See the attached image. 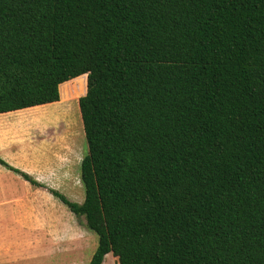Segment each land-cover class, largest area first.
I'll list each match as a JSON object with an SVG mask.
<instances>
[{
    "label": "trees",
    "instance_id": "trees-1",
    "mask_svg": "<svg viewBox=\"0 0 264 264\" xmlns=\"http://www.w3.org/2000/svg\"><path fill=\"white\" fill-rule=\"evenodd\" d=\"M79 81L84 202L0 165L85 218L88 264H264V0H0V114Z\"/></svg>",
    "mask_w": 264,
    "mask_h": 264
},
{
    "label": "rangeland",
    "instance_id": "rangeland-1",
    "mask_svg": "<svg viewBox=\"0 0 264 264\" xmlns=\"http://www.w3.org/2000/svg\"><path fill=\"white\" fill-rule=\"evenodd\" d=\"M79 82L80 91L74 92L75 99L50 108L27 109L28 115L19 116L18 120H0V157L81 204L85 200L81 162L88 153V145L79 105L80 97L87 92V84ZM70 91L71 88L64 89V94ZM65 163L69 178L64 181L61 172ZM2 210L22 212L23 220L33 224L24 229L0 228V264H10L6 258L20 252V243L35 244L24 250L35 259V264H88L91 261L98 237L86 228L85 218L76 217L47 189L33 187L0 165ZM64 222L72 228L70 245H64L65 241L69 242L62 232ZM47 223L49 227L45 229L43 225ZM103 264H118V258L108 254Z\"/></svg>",
    "mask_w": 264,
    "mask_h": 264
},
{
    "label": "crops",
    "instance_id": "crops-1",
    "mask_svg": "<svg viewBox=\"0 0 264 264\" xmlns=\"http://www.w3.org/2000/svg\"><path fill=\"white\" fill-rule=\"evenodd\" d=\"M70 82V81H69ZM68 83V82H67ZM67 83H64L67 85ZM61 92V90H60ZM61 100V99H60ZM60 102V101H59ZM55 104V105H54ZM58 105V102L56 103H52V104H47V105H42V106H36L33 108H38V109H43V108H50V107H54ZM47 106V107H44ZM31 109V108H28ZM27 109H23V110H19V111H15V112H10V113H5V114H0V120L1 121H10V120H18V118H20L19 116H27ZM48 111V110H47ZM10 114V115H7ZM17 114V115H15ZM9 116V117H7ZM14 116V117H11ZM54 155L60 157V155H57L54 153ZM63 174V179L64 181L67 180L69 177L67 176V168H66V163L63 166V171L61 172ZM24 216L22 212H12V211H5L2 210L0 211V228H19V229H24L25 226H28L29 224H33V223H29L25 220H23ZM49 223L43 225L44 228H48ZM54 226V225H53ZM71 226L70 224H65L62 226V232L65 233L67 235V239L69 240V242H64V245H70L71 240H70V235L72 233L71 230ZM35 246L34 243H31L30 245L26 246L23 243H20V245L18 246V249L20 250V252L16 253L13 257H7L6 260L7 262H9L10 264H35L34 262V258L30 257L26 252H24V250H28L30 248H33ZM74 248H78V247H74ZM9 258V259H8ZM46 264V263H45ZM67 264H70V262H68Z\"/></svg>",
    "mask_w": 264,
    "mask_h": 264
}]
</instances>
